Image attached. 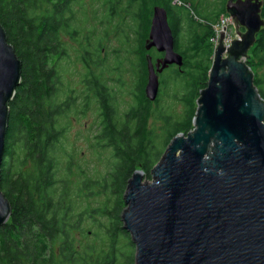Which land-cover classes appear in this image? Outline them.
I'll list each match as a JSON object with an SVG mask.
<instances>
[{
	"label": "trees",
	"instance_id": "trees-1",
	"mask_svg": "<svg viewBox=\"0 0 264 264\" xmlns=\"http://www.w3.org/2000/svg\"><path fill=\"white\" fill-rule=\"evenodd\" d=\"M96 1L101 3V13L107 14L106 19L98 17L103 36L89 28L83 31L88 26L87 17L83 22L77 21L84 7L83 0H0V25L22 64L21 82L8 104L9 120L1 166L0 191L10 203L11 214L8 221L0 226V264L123 262V254L115 251H122L123 243H116L119 240H115L117 229L111 225L109 213L104 210L106 201L94 207L90 199L93 184L102 185L107 194L108 184L104 180L113 177L114 168L116 170L117 167L129 165L125 182L127 187L136 162H142L140 168L144 173L143 180H151V170L161 159L160 154L152 160L146 159L144 137L138 136L140 132H147V119L152 111V103L144 95V53L148 52L143 50V44L148 35L152 8L157 5L163 7L171 17L172 25L169 26L173 29L174 46L177 49L181 50V32L184 30L188 35L184 49L178 52L184 57L183 67L181 71H175L177 80L181 78L187 81L183 97L187 110L178 121L170 122L169 117L165 118L170 129L164 146L168 147L176 134L186 135L193 129L192 119L197 109L193 102L207 86L211 65V51L207 47L203 48L201 43L211 35L213 19L224 14V4L216 13H203L202 16L207 18L204 25L195 21L189 13L182 19V25L176 8H183L173 5V0ZM121 15L129 17L130 24L126 28L121 25ZM110 28L115 29L124 43L128 42L130 29L132 35L134 32L137 35V48L134 51L138 59L135 66L138 80L134 92L137 102L121 121L117 120L115 109L120 75L109 80L102 74L109 58L115 64L113 71H119L122 65L117 50L107 51L102 43ZM62 31L80 44L77 59L83 66V73L77 76L76 82L66 79L64 74L69 65H65L68 51L61 39ZM177 32H180L179 36ZM256 39L247 54V67L264 66V29ZM188 78L191 83H188ZM110 81L116 85L111 86ZM253 83L254 86L260 85L256 79H253ZM259 95L264 101L261 90ZM91 104L96 107V127L100 129L94 139L100 147L110 146L118 161L99 183L86 176L74 181L73 157L67 151L66 136L70 125L83 118ZM80 187L85 191L83 199L77 192ZM96 216L105 217L107 224L96 221ZM91 226L96 228L91 236L100 244L96 246L89 243L78 249V237L79 240L88 237L86 229ZM123 233L126 234L125 231Z\"/></svg>",
	"mask_w": 264,
	"mask_h": 264
},
{
	"label": "water",
	"instance_id": "water-1",
	"mask_svg": "<svg viewBox=\"0 0 264 264\" xmlns=\"http://www.w3.org/2000/svg\"><path fill=\"white\" fill-rule=\"evenodd\" d=\"M263 6L264 0H227L238 38L225 46L220 33L193 129L174 136L151 182L139 169L129 179L121 218L135 245L134 264H264V101L244 62L264 29ZM143 47L163 54L155 62L145 55L144 95L154 102L158 75L183 66L163 7L152 8ZM21 66L0 25V179ZM10 214L0 191V226Z\"/></svg>",
	"mask_w": 264,
	"mask_h": 264
},
{
	"label": "rangeland",
	"instance_id": "rangeland-1",
	"mask_svg": "<svg viewBox=\"0 0 264 264\" xmlns=\"http://www.w3.org/2000/svg\"><path fill=\"white\" fill-rule=\"evenodd\" d=\"M36 2V0H34ZM84 7H82V11L77 16V21L83 22L85 17H87L88 26H85L83 31L86 32L87 28L95 31L97 35H104L103 29L99 26L98 17L100 16L103 19H106L107 14L101 13L100 5L101 3L96 0H83ZM224 3V0H173L172 4H175L178 14L181 16V23L183 25V21L186 14L189 13V16L195 19V21L205 24V16H202L203 13H208L210 11H215L219 9L221 4ZM50 5H48L49 7ZM41 9L44 10L42 7ZM95 10H97L95 12ZM197 10V12H196ZM101 13V14H100ZM123 24L122 27L126 28L129 23V17L126 15H121ZM168 23L172 25L171 17L168 15ZM151 19V17H150ZM181 26V24H180ZM171 28V27H170ZM212 32L211 35L207 38V40L202 41V47H207L210 49V62L212 65L214 50L218 44L220 39V33L223 34V43L225 46H229L230 43L237 39V33L235 29V24L232 19L227 15L224 11V14L215 17L211 26ZM90 30V31H92ZM128 42L124 43L123 39H121L115 32L114 28L108 29L107 38H103V45L107 49V51L117 50L118 57L122 62V65L119 68V71H113L114 61L112 58H109L106 61L105 66H103V75L107 79L113 80L117 75H120L121 84L120 87L117 88V95L115 97V109H116V118L118 121H121L124 114L135 105L137 102L135 97V87L137 85L138 73L135 69L137 65L138 59L134 51L137 48V35L135 32H130ZM239 31L244 32L243 28H239ZM173 32V29H172ZM214 32V33H213ZM83 34V33H82ZM85 34V33H84ZM83 34V35H84ZM180 32H177L179 36ZM173 35V34H172ZM258 36V35H257ZM188 35L183 30L180 34V49L183 50L186 45ZM174 38V37H173ZM178 38V37H177ZM62 41L64 42L67 51H68V59L65 65H69V69L65 72L66 79L78 81L77 76L83 73V66L78 61L77 57L80 51V44L71 40L66 34L62 31L61 36ZM212 44V45H211ZM211 47V48H210ZM174 50L181 53V50L177 49L174 46ZM153 60L159 56V53L155 50L148 52ZM250 50L248 51V54ZM106 54V53H105ZM105 54L103 57L105 58ZM248 58L244 59L246 62ZM196 65V64H193ZM210 65V68H211ZM247 65V64H246ZM249 67V66H248ZM107 68V69H106ZM250 71L253 74V79H256L260 85H255L258 92L262 91L264 95V66H251ZM107 70L111 71L108 72ZM178 68L176 66L168 67L162 73L158 75L159 78V93L154 102H151V113L149 118L147 119V132H140L138 136L144 137V147L146 159L152 160L158 154L160 158L164 155L167 147L164 146V141L167 135V131L170 129L167 127L165 118L169 117L170 122L178 121L182 118L183 114L187 110V106L183 102V97L186 93V84L187 81L184 79L178 80L175 78V74ZM210 70V69H209ZM102 72V71H101ZM100 72V73H101ZM192 77V76H191ZM190 77V78H191ZM189 79L188 83H191V79ZM195 79V78H194ZM72 81V82H73ZM111 86H115L114 82H109ZM137 94V93H136ZM194 97V96H193ZM191 97V99H194ZM199 98V97H198ZM198 98H195L194 104ZM197 107V105H196ZM98 123L96 107L94 104H91L90 110L85 114L83 118H79V120H75L72 122L68 129L67 133V151L72 154L73 162H74V181H80L83 178L91 177L94 182L99 183L103 176L108 174L112 168L117 164V159L112 153V148L110 146H98L96 139L94 136L99 133V127L96 125ZM148 132H151L149 134ZM149 134V135H148ZM138 136L135 138L138 140ZM100 141V140H99ZM114 152V150H113ZM144 154V155H145ZM159 162V161H158ZM157 162V163H158ZM142 162H136L135 170H142L141 167ZM129 165H123L119 169L114 168L113 177H109V180H104L106 184H108L107 194H105V189L102 188L100 184H93L92 189V197L90 199V204L94 207H97L99 202L106 201L104 210L109 213L111 225L117 229L116 239H119V243L122 241L123 250L119 251L115 249V251L123 254V262L117 264H134L135 262V245L132 242L131 236L130 239L128 235L130 234L125 227L122 225L121 215L123 210L127 209V205L124 202L125 190H126V178L128 172ZM115 171V172H114ZM78 174V176H76ZM81 174V176L79 175ZM151 180H144L143 182H151ZM78 194L81 198H85V191L80 187L77 190ZM106 195V197H105ZM125 205V206H124ZM125 208V209H124ZM96 221L102 224H107V219L105 217L96 216ZM95 226H91L86 229V233L88 237L79 240L77 248L82 249L86 244L91 243V245L98 246L100 241L96 240L94 236H91V232L95 231ZM123 231L126 232L123 233ZM116 233V232H115ZM106 243V242H105ZM105 243L103 244L104 246ZM107 244V243H106ZM134 245V247H132ZM119 260V258H118Z\"/></svg>",
	"mask_w": 264,
	"mask_h": 264
},
{
	"label": "flooded vegetation",
	"instance_id": "flooded-vegetation-1",
	"mask_svg": "<svg viewBox=\"0 0 264 264\" xmlns=\"http://www.w3.org/2000/svg\"><path fill=\"white\" fill-rule=\"evenodd\" d=\"M235 1V0H234ZM226 2H227V0H224V8H225V4H226ZM173 5H175V4H173ZM224 11H225V9H224ZM167 16H168V14H167ZM152 50H155L154 48L153 49H151L150 51H152ZM150 51H148V52H150ZM156 51V50H155ZM157 52V51H156ZM159 53V52H158ZM149 54V53H148ZM150 55V54H149ZM151 56V55H150ZM163 56V54L162 53H159V56L157 57V58H154V60H153V58H152V61H154L155 62V60H157L158 58H161ZM152 57V56H151ZM183 64H184V57H183ZM174 65H172V66H169V67H173ZM183 67V66H182Z\"/></svg>",
	"mask_w": 264,
	"mask_h": 264
},
{
	"label": "bare ground",
	"instance_id": "bare-ground-1",
	"mask_svg": "<svg viewBox=\"0 0 264 264\" xmlns=\"http://www.w3.org/2000/svg\"><path fill=\"white\" fill-rule=\"evenodd\" d=\"M158 6V5H157ZM152 15V14H151ZM169 19V18H168ZM214 33V32H213ZM120 34H122V33H120ZM212 45V44H211ZM211 48V47H210ZM102 50V49H101ZM144 50V49H143ZM101 53V52H100ZM99 53V54H100ZM144 55H146L145 53H144ZM83 57V56H82ZM154 62V61H153ZM93 77V76H92ZM146 83V82H145ZM83 89V88H82ZM148 101V100H147Z\"/></svg>",
	"mask_w": 264,
	"mask_h": 264
}]
</instances>
